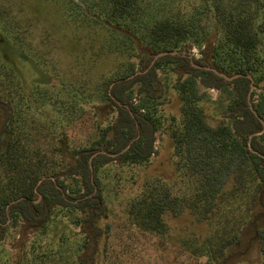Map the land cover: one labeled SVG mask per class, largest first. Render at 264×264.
Masks as SVG:
<instances>
[{
  "label": "trees",
  "instance_id": "16d2710c",
  "mask_svg": "<svg viewBox=\"0 0 264 264\" xmlns=\"http://www.w3.org/2000/svg\"><path fill=\"white\" fill-rule=\"evenodd\" d=\"M42 1L57 6L66 24L94 29L103 54L118 61L88 94L83 87H75L80 93L62 87L74 102L67 101L66 107L61 102L55 110L59 114L49 122L50 133L39 137L20 110L21 100L13 103L8 95L19 86L9 61L0 56V243L22 226L44 231L55 210H73L82 215V251L72 260L32 247V264H97L103 236V264H129L134 241L167 236V215L188 213L208 227L202 240H183L188 259L198 264L226 260L229 249L240 244L264 191V94L251 101L252 87L264 83V0H171L153 15L150 0ZM3 30L6 39L23 48L22 28ZM74 42L81 45L80 35ZM187 45L200 48L206 59L191 62L170 54ZM163 52L167 54L152 64ZM134 59H139V71ZM203 67L241 76L226 81ZM179 68L173 89L181 104L180 120L173 118L171 131L175 181L147 179L126 200L125 225L132 240L115 245L110 221L114 209L102 175L109 165L150 163L161 124L158 71ZM199 85L228 94L224 119L217 125L208 121ZM95 102L111 104L105 118ZM110 115L115 120L108 121ZM255 236L258 264H264V225Z\"/></svg>",
  "mask_w": 264,
  "mask_h": 264
},
{
  "label": "rangeland",
  "instance_id": "374dc122",
  "mask_svg": "<svg viewBox=\"0 0 264 264\" xmlns=\"http://www.w3.org/2000/svg\"><path fill=\"white\" fill-rule=\"evenodd\" d=\"M164 3L172 2L150 0L149 4L153 9L150 14L160 13ZM61 22L65 25H61ZM15 27L22 28L25 33L22 49L7 37L8 41L3 30L9 29L12 32ZM77 35L82 38L80 46L74 42ZM100 44L101 37L94 29L89 32L74 24H66L57 6L42 0H0V56L9 61V67L12 68L19 86L9 90L8 95L10 94L13 103L21 100L20 110L24 112L26 121L37 132V136L42 137L50 133L52 128L49 127V122L55 120L54 117L59 112L56 113L55 110L60 107L61 102L64 107L68 105L67 101L74 102L73 95L61 89L62 87L71 88L75 93H80L75 87H83L88 94L115 66L118 60L103 54L99 48ZM208 47L207 45L206 48ZM175 52L188 57L191 62L206 59L198 47L187 45ZM138 60L134 59V63L139 71ZM181 73V68L177 71H158L163 90L162 97L157 100L161 124L156 134V154L152 156L150 163L135 167L113 164L107 166L102 175L106 197L111 200V208L114 209L110 221L113 226L111 239L115 245H130L132 240L125 225L123 209L126 200L135 194L147 179L175 181L171 131L174 122L180 120L181 104L173 84ZM37 87L40 92L35 93ZM253 91L254 97H251V101L255 102L264 94V83L253 87ZM199 92L205 95L201 103L205 105L209 123L217 125L224 119L228 94L213 88L207 89L202 85H199ZM132 95L138 103L140 96L136 88ZM13 106L15 107L14 104ZM95 107L104 118L112 108L110 103L105 105L99 102ZM1 114L2 111L0 124ZM113 120L115 116L110 115L108 121ZM81 217L76 211L58 209L54 211L53 218L44 231L37 233L27 226H22L17 231L9 232L6 241L0 243V264H32V247L38 252L53 250L56 257L63 259H75L82 251L85 240ZM166 221L169 226L167 236H140L139 240L134 241L131 251L127 254L129 264H198V261L188 259L186 252L181 249L182 242L192 237L202 240L208 234L207 225L196 223L188 213L179 217L168 214ZM263 225L264 191L255 206L251 223L246 225L241 233L240 244L231 247L227 259L216 264H258L261 256L255 231ZM99 226L104 231L105 221L102 220ZM104 243L105 236L100 240L96 255L97 264H103Z\"/></svg>",
  "mask_w": 264,
  "mask_h": 264
},
{
  "label": "water",
  "instance_id": "95a60500",
  "mask_svg": "<svg viewBox=\"0 0 264 264\" xmlns=\"http://www.w3.org/2000/svg\"><path fill=\"white\" fill-rule=\"evenodd\" d=\"M166 54H167L166 52H163V53H160V54L156 55V56L154 57L153 61H152V64H153V63H154L159 57L164 56V55H166ZM170 54H171V55H180V53H177V52H175V51H174V52H171ZM193 65L195 66V64H193ZM203 68L206 69V70H213L215 74H217V75L223 77L226 81H232V80L238 78L239 76H241V75L228 76V75H226V74H224V73H221V72H219L218 70L213 69V68H210V67H203ZM249 77H250V76H249ZM252 88H253V87H252ZM249 99H250V94H249ZM250 109H251V111L255 114V116H256L257 118H259L257 112L255 111L254 107H253L251 104H250ZM260 120H261V119H260ZM261 122H262L263 125H264V122H263L262 120H261ZM94 156H96V154H95ZM94 156H93V157H94ZM93 157H92V158H93ZM91 160H92V159H91Z\"/></svg>",
  "mask_w": 264,
  "mask_h": 264
}]
</instances>
